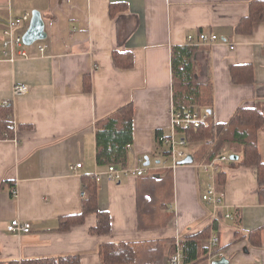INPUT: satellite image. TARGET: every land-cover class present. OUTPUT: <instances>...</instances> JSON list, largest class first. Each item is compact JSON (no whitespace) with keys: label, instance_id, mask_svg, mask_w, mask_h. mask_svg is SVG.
<instances>
[{"label":"crops","instance_id":"1","mask_svg":"<svg viewBox=\"0 0 264 264\" xmlns=\"http://www.w3.org/2000/svg\"><path fill=\"white\" fill-rule=\"evenodd\" d=\"M252 1L0 0V104L11 102L15 123L13 137H0V261L80 254L82 264H100L102 242L183 239L209 227L202 244L208 247L218 234L227 264H264L257 167L242 165V153L233 147L239 159L225 164L224 183L218 181L225 207L213 219V208L201 199L208 183L204 170L194 164L168 167L172 160L163 162L167 147L159 139L173 133L172 51L177 46L197 47L196 78L213 86L216 122L228 121L240 107L264 111V18L249 33L237 28ZM35 9L45 17L47 37L25 44L29 56L12 61L2 51L5 21ZM201 32L220 39L211 45L188 43V36L196 40ZM40 44L46 45L44 52ZM116 50L131 52L133 67L117 66ZM245 65L251 66L253 79L235 81L232 69L244 71ZM16 84L29 85V92L14 95ZM128 102L134 103V141L127 166L151 168L113 181L105 174L107 166L96 161L95 124ZM258 147L264 160V128ZM167 170L173 173L168 209L174 217L167 221L159 213L140 221L141 180L160 178ZM92 176L97 177L98 207L111 214V231L90 233L97 222L94 213L62 229V217L82 213L84 178ZM16 218L31 222V232H9ZM194 264H210L208 253Z\"/></svg>","mask_w":264,"mask_h":264},{"label":"trees","instance_id":"2","mask_svg":"<svg viewBox=\"0 0 264 264\" xmlns=\"http://www.w3.org/2000/svg\"><path fill=\"white\" fill-rule=\"evenodd\" d=\"M264 18V0H253L250 4V14L244 17L238 30L251 32L253 25ZM196 46H177L172 51L173 64V107L175 111L185 112L195 109H206L210 113V124L184 131L188 142L199 144L194 151L196 160L210 161L220 154L226 145L237 147L242 153V165L256 166L258 169L259 194L264 202V160L259 144V132L264 128V111L258 106L240 107L226 122H216L213 119V86L201 83L196 78ZM117 66L131 68L134 65V55L131 52H114ZM235 81L253 79L251 66H243L244 71H235ZM89 77L85 78V90L90 91ZM10 105L0 104V137H13L12 109ZM96 130V161L99 165L127 166L129 164L130 148L134 141V103L128 102L106 117L98 120ZM157 133V140L159 138ZM166 154V153H165ZM232 162H235L232 160ZM225 173L219 176V183H224ZM173 173L167 170L160 178L144 176L138 187L139 220H153L155 214L162 213L165 220L170 221L174 212L169 211V203L173 201ZM86 197L83 211L80 215L64 216L60 219L62 229H67L75 222H82L87 215L97 216L96 225L90 233L102 236L112 229V218L109 211L101 210L97 204V177H85ZM143 221V220H142ZM208 229L187 235L180 239L184 261L194 264L204 258L208 247L202 240L208 237ZM259 229L251 234H259ZM177 237L150 238L133 241L102 242L98 248L100 264H170V257L175 251ZM168 247L172 253H167ZM0 264H82L80 254H65L53 257L24 258L19 260L0 261Z\"/></svg>","mask_w":264,"mask_h":264},{"label":"built area","instance_id":"3","mask_svg":"<svg viewBox=\"0 0 264 264\" xmlns=\"http://www.w3.org/2000/svg\"><path fill=\"white\" fill-rule=\"evenodd\" d=\"M31 13L27 12L19 16L9 17L5 21V27L2 31V51L3 54L12 61L19 58H26L29 56L26 50V45L23 40V35L26 32L29 23L31 21ZM217 34H208L201 32L198 34L196 40L192 35L188 36V43L194 45H211L219 41ZM39 51L44 52L46 45L40 44L38 46ZM30 90V86L27 84H16L13 87L14 95L26 94ZM2 104L10 105L9 100H3ZM210 113L206 109H195L185 112L175 111L172 113V135L160 136V142L167 147L168 157L171 158L172 164L168 167L176 168L180 165V161L184 159L189 152L186 150L188 140L184 137V131L191 128H199L202 126H208L210 124ZM12 128H15V123H12ZM178 133H183V137L178 139ZM230 155L219 154L210 161L194 162L198 168H202L207 175L208 183L205 187L204 192L201 195V199L213 208L212 218H216L217 212L225 207L224 199L222 194L219 192V174L224 171L225 164L231 162ZM77 167H81L82 163H78ZM148 166L144 168L129 167V166H118L115 164L107 166L105 174L110 180L121 181L123 177L128 176H142L148 171ZM86 192L83 189L81 195L85 196ZM227 217H232L231 214L227 213ZM9 232L14 234L29 233L32 229V224L29 221H23L19 218L13 219L7 226ZM180 238H176L175 251L170 257V264H186L184 261V253ZM208 258L209 263L213 262L214 259L225 258L224 251L221 249L220 237L214 233L208 241Z\"/></svg>","mask_w":264,"mask_h":264},{"label":"water","instance_id":"4","mask_svg":"<svg viewBox=\"0 0 264 264\" xmlns=\"http://www.w3.org/2000/svg\"><path fill=\"white\" fill-rule=\"evenodd\" d=\"M63 0H61L62 3ZM47 37V33L45 31V17L39 10H33L32 11V17L31 21L29 23V26L26 30V32L23 35V40L26 45H31L37 40H42ZM231 160H238L239 155L232 154L230 156ZM194 162V156L193 154L187 155L184 159L180 161V164H192ZM150 160L148 157H146L145 165H149ZM229 261L226 259H220L217 262H214V264H227Z\"/></svg>","mask_w":264,"mask_h":264},{"label":"rangeland","instance_id":"5","mask_svg":"<svg viewBox=\"0 0 264 264\" xmlns=\"http://www.w3.org/2000/svg\"><path fill=\"white\" fill-rule=\"evenodd\" d=\"M182 134V135H181ZM177 136L178 139L182 138L183 137V133H181ZM199 144L197 143H190L188 142V145H187V151L188 152H194L197 148H198ZM235 150V148H233L232 146H229V145H226L224 148H223V153L224 154H232V152ZM166 159L168 160L167 163H171V158H168L166 156H164L163 158V162L165 163ZM163 166V165H162ZM151 168V166H149L147 169Z\"/></svg>","mask_w":264,"mask_h":264}]
</instances>
